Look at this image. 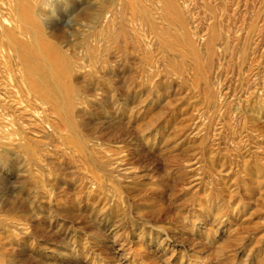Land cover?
<instances>
[{"label": "rangeland", "instance_id": "1", "mask_svg": "<svg viewBox=\"0 0 264 264\" xmlns=\"http://www.w3.org/2000/svg\"><path fill=\"white\" fill-rule=\"evenodd\" d=\"M0 264H264V0H0Z\"/></svg>", "mask_w": 264, "mask_h": 264}]
</instances>
